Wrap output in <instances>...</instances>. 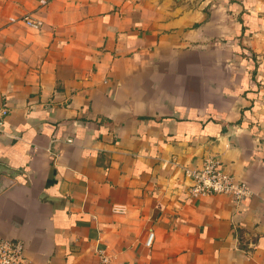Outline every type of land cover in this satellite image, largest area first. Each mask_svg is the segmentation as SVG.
Instances as JSON below:
<instances>
[{
  "label": "crops",
  "instance_id": "crops-1",
  "mask_svg": "<svg viewBox=\"0 0 264 264\" xmlns=\"http://www.w3.org/2000/svg\"><path fill=\"white\" fill-rule=\"evenodd\" d=\"M41 1L0 0V239L30 264H264V0ZM209 156L251 197L192 198Z\"/></svg>",
  "mask_w": 264,
  "mask_h": 264
},
{
  "label": "built area",
  "instance_id": "built-area-1",
  "mask_svg": "<svg viewBox=\"0 0 264 264\" xmlns=\"http://www.w3.org/2000/svg\"><path fill=\"white\" fill-rule=\"evenodd\" d=\"M41 4H46L45 0ZM11 23H22L27 28L38 30L42 28L43 22L32 16H23L21 18H10ZM9 114V109L3 107L0 109V135L4 134L5 119ZM185 176L191 180L192 185L189 188V194L192 198H202L209 195H226L236 203L251 197L252 190L250 186L235 178L226 172L221 161L214 156L206 157L200 168H185ZM153 234L150 233L146 240V245L151 246ZM99 264H113L111 256L103 250L98 251ZM0 264H30L25 254L23 241L19 239H0Z\"/></svg>",
  "mask_w": 264,
  "mask_h": 264
}]
</instances>
